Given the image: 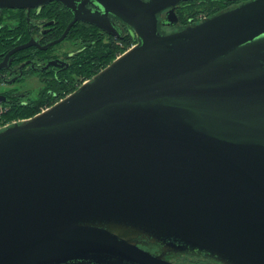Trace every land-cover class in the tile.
<instances>
[{
	"label": "water",
	"instance_id": "1",
	"mask_svg": "<svg viewBox=\"0 0 264 264\" xmlns=\"http://www.w3.org/2000/svg\"><path fill=\"white\" fill-rule=\"evenodd\" d=\"M54 1L73 19L43 48L78 21L121 37L119 19L137 42L0 130V264H264V0L184 27L176 7L195 0L0 11Z\"/></svg>",
	"mask_w": 264,
	"mask_h": 264
},
{
	"label": "flooded vegetation",
	"instance_id": "2",
	"mask_svg": "<svg viewBox=\"0 0 264 264\" xmlns=\"http://www.w3.org/2000/svg\"><path fill=\"white\" fill-rule=\"evenodd\" d=\"M51 3L0 11V105L6 107V111L11 103L29 105L45 94L58 98L59 94L54 87L69 82L78 62L82 49L73 40L67 39L69 34L62 42L43 48L58 39L67 27H62L59 15L56 14L57 8ZM65 41L72 42L74 48L62 46ZM62 98L64 97L60 99ZM54 103H46V108ZM23 119L26 118L6 120L2 117L0 127L5 125L3 123ZM147 248L152 252L160 251L158 247ZM175 257L177 256L167 255L169 260L176 263Z\"/></svg>",
	"mask_w": 264,
	"mask_h": 264
},
{
	"label": "trees",
	"instance_id": "3",
	"mask_svg": "<svg viewBox=\"0 0 264 264\" xmlns=\"http://www.w3.org/2000/svg\"><path fill=\"white\" fill-rule=\"evenodd\" d=\"M244 1L247 0H195L180 3L176 7L179 18L177 26L184 27L188 24L196 23L203 17L211 16L227 7ZM51 5L57 8L56 14L59 15L62 27H66L73 17L72 13L57 1L52 2ZM164 18V13H161L159 15L160 23ZM116 22L122 27L123 32L121 37L109 35L95 25L82 21L76 22L71 28L67 39L73 40L75 45L82 50L79 53L78 62L73 68L69 82L54 87L55 92L59 94L58 98L54 99L52 94H45L40 96L36 101H32L29 105H23L20 102L11 103L9 110L4 114V119L11 120L13 118H29L34 116L46 103H54L61 97L72 93L85 79L93 77L120 54L125 52L132 44H135L137 41L132 35L130 28L119 19H116ZM161 27L167 29L162 25ZM50 99H53V101ZM175 258L177 264L219 263L210 258L195 255H181Z\"/></svg>",
	"mask_w": 264,
	"mask_h": 264
},
{
	"label": "rangeland",
	"instance_id": "4",
	"mask_svg": "<svg viewBox=\"0 0 264 264\" xmlns=\"http://www.w3.org/2000/svg\"><path fill=\"white\" fill-rule=\"evenodd\" d=\"M132 45H133V44H132ZM132 45H131L129 48H131ZM62 46H64V47H68L69 49H73V48H74L73 43H72V42H69V41H65V42L62 44ZM129 48H128V49H129ZM87 80H88V79H87ZM83 82H84V81H83ZM83 82H82V83H83ZM82 83H81V84H82ZM81 84H80V85H81ZM35 92H36V88L32 91V94L34 95ZM44 107L46 108L47 105H44ZM44 107H43V108H44ZM50 107H51V106H50ZM48 108H49V107H48ZM48 108H46V109H48ZM46 109H45V110H46ZM41 112H42V110H41ZM39 113H40V112H39ZM2 117L4 118V113H3Z\"/></svg>",
	"mask_w": 264,
	"mask_h": 264
},
{
	"label": "built area",
	"instance_id": "5",
	"mask_svg": "<svg viewBox=\"0 0 264 264\" xmlns=\"http://www.w3.org/2000/svg\"><path fill=\"white\" fill-rule=\"evenodd\" d=\"M134 45V44H133ZM132 45V46H133ZM121 55V54H120ZM46 108H42V111H44ZM6 111V107H4L3 105H0V120L2 119V114ZM15 122H18V121H12V122H6V123H3L5 124L4 126L0 127V130L3 129L4 127H6L7 125H10L12 123H15ZM2 124V125H3Z\"/></svg>",
	"mask_w": 264,
	"mask_h": 264
}]
</instances>
